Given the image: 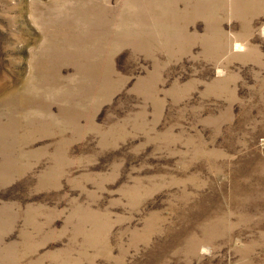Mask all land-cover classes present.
<instances>
[{"label": "rangeland", "instance_id": "obj_1", "mask_svg": "<svg viewBox=\"0 0 264 264\" xmlns=\"http://www.w3.org/2000/svg\"><path fill=\"white\" fill-rule=\"evenodd\" d=\"M0 264H264V0H0Z\"/></svg>", "mask_w": 264, "mask_h": 264}]
</instances>
